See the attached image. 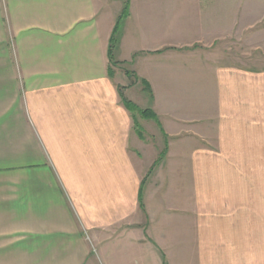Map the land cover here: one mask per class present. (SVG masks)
<instances>
[{"label": "crops", "instance_id": "crops-1", "mask_svg": "<svg viewBox=\"0 0 264 264\" xmlns=\"http://www.w3.org/2000/svg\"><path fill=\"white\" fill-rule=\"evenodd\" d=\"M172 1L131 0L112 49L148 84L145 67L164 69L158 125L124 105L121 93L139 105L141 83L110 63L108 7L123 0H0V264H130L120 250L158 243L162 227L186 250L195 215L217 264H264V67L187 47L186 15L160 14ZM232 1H216L217 35L227 18L253 19L243 33L256 40L263 0Z\"/></svg>", "mask_w": 264, "mask_h": 264}, {"label": "rangeland", "instance_id": "rangeland-1", "mask_svg": "<svg viewBox=\"0 0 264 264\" xmlns=\"http://www.w3.org/2000/svg\"><path fill=\"white\" fill-rule=\"evenodd\" d=\"M216 1L218 0H178L177 3L176 2L173 3L172 1L171 3L168 4V9H163V10L160 9L161 10L160 14L162 15V19L164 20V22L168 21L169 15L172 13L174 15L177 14L175 19L170 18L172 22H176L178 19L182 21L186 15V20L189 21L191 24H193L195 27L193 30H197V31L188 32V34L189 33H193V34H189V35L187 34L188 36H186L187 39H190V40H187V42H190V45L187 47H191L194 49L198 46H201V47L208 46L213 43H215V46H217L219 44L220 46L225 47L226 55L229 56L232 60H237V61L239 60L241 61V63H247L255 67L256 66L264 67V32L262 34L258 33L257 36H254L256 38V40H254L253 38H251L250 35L243 33V31L250 25L249 23L251 22L253 23V19L250 20V19H244V18L242 19L227 18L225 20L226 21L225 35L224 36H222L221 34L217 35V33H219V31L215 30V28H217L216 27L217 20L213 18L214 16L213 10L215 9L214 7L217 6ZM238 1L239 2L241 1L242 8L245 6V9H249L250 0H237V2ZM129 2H131V0H129ZM130 4H129L128 16L130 15L131 10H132ZM158 4L163 6V3H161V1ZM233 4H235V2H233L232 0H227V2L225 3L227 7L232 6ZM125 5H126V0H123V2H120L119 5L117 2H113L110 5V7H108V9L111 10V13H117V15L115 14L114 16L115 17L114 19H116L115 26L117 23H119L118 34L116 35V38H117L116 45L118 43L119 35L122 34V33H119V31L121 28H124L125 19L129 18L127 16L124 20H121V22H119V17L123 14L122 12L125 8ZM258 6L263 8L264 0L261 2H258ZM260 12L262 11H259L258 14ZM209 16H212V20L208 19ZM200 20H202V30L198 29V22ZM209 21L210 23L208 24L207 22ZM254 24H255L254 26L256 29L258 30L264 29V18H258L254 20ZM115 26H114V29H115ZM168 27L170 26L168 25ZM128 40H129V36H127L126 42H128ZM141 41H144V40H141ZM251 46H255L252 48V50L255 51L253 53L254 55L251 54L253 56L248 55V54H247L248 55L247 57H242V58H239L236 56L237 49L242 48L243 50H245L243 51L245 53L249 51ZM178 47H181V46H178ZM164 48H165L164 46L161 47L159 51H164L163 50ZM155 57L157 56L155 55ZM118 65H121V67H123L122 70L126 73L127 77L129 78L127 79L128 81L126 83L127 87L138 86L136 85L138 81H140L141 83L139 84L141 85V100L138 101L139 105L131 101L133 104H135L139 108V111L133 112L134 114H136L135 116L141 117L142 122L144 121L152 122L153 121L159 125L160 124L159 119H154L153 117L144 116L143 111L146 109H151L154 112V110L152 109V105H151L152 98H153V92H154L153 86L155 85L154 70L157 67H158V70H164V69H162V67H159V65L157 67H152V68L145 67V70H143V75L146 76V80L148 81L149 79V82H150L149 87H147V85H145V83L147 84V82L143 80L144 78L141 77V80H139L137 73L133 70L131 66L129 65L124 66L125 65L124 61L120 62L116 60V64H114V67ZM165 65L166 64H162V66H165ZM164 73L167 74L166 71H164ZM169 75H170V72H169ZM159 76H161V72L159 73ZM181 101H184V103L186 104H192L194 102V105H198L200 103V99L194 100L192 98L181 100ZM151 129H152V126L148 127L147 132L152 137L154 134V131ZM163 134L165 135L164 132ZM194 139L195 138L187 139L189 141H186L185 143L189 142L188 143L189 146L193 144V147L195 149V148H198V145L197 143H195L196 141H194ZM183 182L186 184L185 179ZM173 186H174V181L172 182L171 188H173ZM168 195H172L174 200L177 199L174 194L169 193ZM195 198H197L196 194H194V198H193L194 204L196 202ZM194 218H195L194 219L195 228H194L193 238H192L193 242L186 246V250L183 246L184 244L179 239L180 237L178 235L177 236L175 235L176 233L180 234L178 228L171 227L170 232H164L166 229L165 227H162L161 236L163 238L160 237L162 240L158 238L159 236L157 237L154 235V237H157L156 241L158 243L156 242L151 243L149 239L146 238L143 241H141V243L137 245V247L134 248L131 245H127L124 248H122L120 251H122L125 254V260L128 261L130 264H144V262H148L149 264H217L216 245L214 247L212 246V244L203 243L202 241H200L201 240V237H200L201 227L200 226L197 227L196 215ZM175 219H177L176 223H184L183 220H180L182 219L181 216H178ZM188 229H190V227H188ZM188 238L190 239V237ZM181 247H183V249L179 250L181 249ZM139 252H141V255Z\"/></svg>", "mask_w": 264, "mask_h": 264}, {"label": "trees", "instance_id": "trees-1", "mask_svg": "<svg viewBox=\"0 0 264 264\" xmlns=\"http://www.w3.org/2000/svg\"><path fill=\"white\" fill-rule=\"evenodd\" d=\"M129 4H130L129 0H126V5H125V8L122 12L123 14L119 17V22H121V20H124L128 16ZM118 28H119V23L116 24L113 35H112L111 40H110L109 59H110V62L112 65L116 64V61L114 60V58L112 56V49L116 46V42H117L116 35L118 34ZM145 85H147V87H149L148 83L147 84L145 83ZM121 97H122V101H123L124 105L131 112L139 111V108L135 104H133L130 100L126 99L125 96L123 95V93H121ZM143 114H144V116L153 117L154 119H158L157 115L151 109L144 110Z\"/></svg>", "mask_w": 264, "mask_h": 264}]
</instances>
